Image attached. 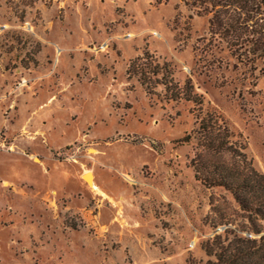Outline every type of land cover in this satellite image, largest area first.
<instances>
[{"label":"rangeland","instance_id":"1","mask_svg":"<svg viewBox=\"0 0 264 264\" xmlns=\"http://www.w3.org/2000/svg\"><path fill=\"white\" fill-rule=\"evenodd\" d=\"M200 12L0 0V264H204L222 224L264 235L195 178L264 176V58Z\"/></svg>","mask_w":264,"mask_h":264},{"label":"trees","instance_id":"2","mask_svg":"<svg viewBox=\"0 0 264 264\" xmlns=\"http://www.w3.org/2000/svg\"><path fill=\"white\" fill-rule=\"evenodd\" d=\"M181 1L187 5L190 0ZM192 2L201 9L200 15L206 17L210 15L209 30L212 31L215 27L227 46L236 45L234 42L231 44L227 42L231 34H236L237 44L245 42L251 45L254 53L261 51L260 55L254 54L255 58H264V0H192ZM132 63L127 69L128 77L138 74ZM138 82L146 93H149L148 86L141 76ZM187 138L185 136L182 140L186 142ZM240 157L246 165V171L214 166L213 177L208 176L201 180L195 175V178L202 184L208 181L210 187L222 188L229 192L241 212L246 214L251 222L264 221V176L248 165L244 155ZM256 234H260V230H256ZM200 250L207 257L204 264H264V235L257 239H247L228 233L223 237L213 236L202 244Z\"/></svg>","mask_w":264,"mask_h":264},{"label":"built area","instance_id":"3","mask_svg":"<svg viewBox=\"0 0 264 264\" xmlns=\"http://www.w3.org/2000/svg\"><path fill=\"white\" fill-rule=\"evenodd\" d=\"M153 35L157 36L158 37V34H154ZM106 48V44H103L101 47H100V50L102 49H105ZM228 232H237L235 227L233 225H231L230 223H226V224H222L218 227H216L214 229V231L211 233V235L209 236L210 238L213 237V236H221V235H224ZM240 236L244 237V238H247V239H254L255 236L250 234V233H247V232H237Z\"/></svg>","mask_w":264,"mask_h":264},{"label":"bare ground","instance_id":"4","mask_svg":"<svg viewBox=\"0 0 264 264\" xmlns=\"http://www.w3.org/2000/svg\"><path fill=\"white\" fill-rule=\"evenodd\" d=\"M83 178L92 188H95L93 183V176L89 171L84 174Z\"/></svg>","mask_w":264,"mask_h":264}]
</instances>
